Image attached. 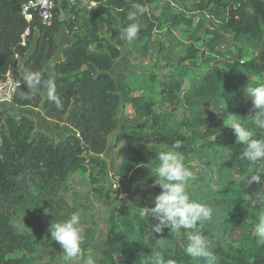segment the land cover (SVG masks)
I'll return each mask as SVG.
<instances>
[{
    "label": "trees",
    "instance_id": "1",
    "mask_svg": "<svg viewBox=\"0 0 264 264\" xmlns=\"http://www.w3.org/2000/svg\"><path fill=\"white\" fill-rule=\"evenodd\" d=\"M155 1L102 0L90 18L63 4L55 11L53 25L47 27L37 13L33 14L31 22L26 20L23 6L28 0H0V79L11 72L23 82L13 103L22 108H42L48 119L66 123L74 130L67 138L56 140L44 132H36V123L31 117L20 115L16 118L6 109L0 110V264H26L15 255L31 247L32 238L21 234L12 224L11 211L32 201L57 200L70 177L87 172L90 166L100 168L104 174L108 166L101 156L107 152L110 136L115 131H121L118 144L128 140L124 143L122 160L113 179L118 192L128 196L133 193L138 180H147V166L152 163L153 156L164 151L162 146L181 152L186 158L194 155L192 148L199 129L207 128L206 138L217 134L224 136L225 127H211V120L204 116L202 108L226 115L246 113L250 99L246 96L247 88L264 84V64L256 60L229 62L222 69L200 67L183 96L186 108L193 114L185 123L190 133L174 138L167 130L165 117H152L155 107L152 100L134 96L132 85L125 76L110 75L128 42L122 28L133 22L126 19L134 11L132 4H140L144 13ZM213 9L223 10L225 14L221 21L213 23L215 29L208 31L212 37L208 46L212 51L224 35H234L237 41L254 42L264 37V0H199L197 10L200 13ZM65 13L71 14L72 18L63 20ZM117 13L123 14L119 28L115 27ZM104 26L111 34L110 40L101 33ZM148 26L139 44L151 38L153 26ZM63 28L72 35L73 43L63 50V59L55 62L52 78L46 63L55 60L60 52L57 38ZM28 29L27 46L23 47L22 36ZM197 53L195 50L194 54ZM26 56L24 68L32 77L31 83L17 69L18 61ZM183 80L181 74L175 81V88L167 92L170 101H175V91L185 87ZM124 103L130 105L135 117L125 116L124 123L119 125ZM258 131L259 138L264 137V130ZM130 137L135 141L129 140ZM137 142L149 144V150ZM223 143H227L230 152L229 161L224 164L235 167L240 176L253 165L264 172V164H253L241 158L243 145L228 140ZM176 145L178 147H174ZM261 178L264 181V173ZM155 179L157 176L148 180L147 185H153ZM217 200L227 206L223 215L225 235L232 236L243 230L249 217L242 205L243 192L234 183H228L218 191ZM157 222L150 213L144 215L132 204L121 203L108 222L101 264H118L117 256L120 255L152 264V254L156 252L175 264H205L203 258H193L186 251L174 252L163 247L171 230L165 228L163 233L152 236L153 223ZM180 231L187 241L186 233L190 230ZM51 242L54 249L51 257L55 259L61 250L54 240ZM253 250L247 242L231 253L221 247L214 253L218 264H264L261 250L255 253Z\"/></svg>",
    "mask_w": 264,
    "mask_h": 264
},
{
    "label": "rangeland",
    "instance_id": "2",
    "mask_svg": "<svg viewBox=\"0 0 264 264\" xmlns=\"http://www.w3.org/2000/svg\"><path fill=\"white\" fill-rule=\"evenodd\" d=\"M101 1L99 0L98 5L92 11L85 9L84 6L74 8L80 10L81 15L90 18L97 11ZM198 2L199 0H156L144 13L138 14L135 22L140 25V30L135 39L128 40L123 48L122 57L115 63L110 73L112 77L125 76L132 85L134 96H142L155 103L152 117H165L167 130L174 138L187 136L190 133L185 123L191 119L193 114L186 108L183 96L185 89L188 90L196 78L197 69L200 67L222 69L226 63L235 61L256 60L264 64V37L254 42L247 39L237 41L234 35H224L216 50L212 51L208 46L212 38L208 31L215 29L213 23L221 21L225 13L223 10L216 9L200 13L197 10ZM122 17V13L116 14V28L121 27ZM70 18L72 15L69 13L62 15L65 21ZM149 24L153 26L151 38L139 44L142 33L149 27ZM101 33L104 38L110 40L111 34L107 26L102 28ZM57 43L60 47L58 56L52 62L46 63V70L52 78H54L55 62L62 59L63 50L73 43V37L66 28L62 29ZM195 50L198 51L196 55ZM27 57L20 59L17 63V69L23 78L30 76L24 68ZM181 74L186 84L182 91H175V101L172 102L167 92L175 88V81ZM12 105L13 107L7 110L8 113L16 118L20 115H27L34 119L36 132H44L56 140H63L74 133V130L66 123L48 119L42 108L24 110L14 107V103ZM201 111L206 118L211 120V127L219 125L225 127L223 137L222 134H217L212 138H206V127L196 131L198 138L192 148L194 155L184 157L186 166L193 172L188 180L189 194L193 199L214 210L213 219L203 224L202 232L210 241V250L213 252L221 247L231 253L248 242L254 249L253 253L261 250L264 256V244H258V238L253 231L258 217L264 214L262 173L260 174L261 183L255 181L250 183L251 177L260 172L256 165L247 168L245 174L240 176L235 167L229 166L228 163L224 164V161H229L230 152L227 149V143L221 144V142L223 140L236 142L233 130L228 127L232 116L211 108H202ZM257 111L254 110L253 103L249 99L248 111L237 114L240 116L237 119L242 125L254 131V138H259L260 135L253 125L252 116H255ZM125 116L129 119L135 117L133 109L126 103L119 114V125L124 123ZM120 132L118 129L110 136L109 148L101 156L108 166L104 174L101 173L100 168L90 166L87 172H80L70 177L57 200L32 201L11 211V220L15 228L21 234L32 238L31 247L16 253L17 258L22 259L26 264H68L63 260L61 248L57 258L51 257L54 249L51 246L49 229L52 222L63 221L73 212H79L82 217L84 239L81 245L83 256L78 264H84L89 256L96 258V264H101L103 252L106 249L108 222L119 205L128 202L139 212H141L140 208L155 206L154 197L161 192V189L155 183L148 186L147 182L156 176L155 172L151 174L150 168L158 166L157 156H153L152 163L147 166L149 169L147 180H138L131 195L126 196L118 192L113 175L121 163L122 149L128 140L118 144L117 139ZM129 140L135 141L133 137ZM137 143L149 150V144ZM210 143L213 144L212 147ZM161 149L167 150L168 148L162 146ZM228 183H234L237 189L243 192L242 205L249 214L243 230L235 232L232 236L231 234L225 235L223 229V215L227 206L217 200L218 191ZM46 209L49 210L47 214ZM23 219L26 227L18 226ZM186 243L187 241L181 236V231L173 230L163 247L169 251L184 252ZM117 262L118 264H143L142 261L123 255L117 256Z\"/></svg>",
    "mask_w": 264,
    "mask_h": 264
},
{
    "label": "clouds",
    "instance_id": "3",
    "mask_svg": "<svg viewBox=\"0 0 264 264\" xmlns=\"http://www.w3.org/2000/svg\"><path fill=\"white\" fill-rule=\"evenodd\" d=\"M132 9L134 11L130 12L126 19L133 22L128 23L123 30V34L129 41L136 38L140 25L134 21L137 15L144 11L138 3H133ZM25 80L31 83L32 77L26 76ZM246 96L251 99L254 110H258L255 116H252L254 127L264 130V84L247 88ZM230 115L232 119L228 122V127L233 130L237 144L244 146L240 154L241 158L253 164L257 162L264 164V137L254 138V131L242 125L237 119L240 116L231 113ZM156 160L159 162L158 166L150 168V171L151 174L156 173L158 181L155 179V184L160 187L161 192L154 197V207L140 208L142 214L150 213L152 219L155 218L158 221L153 223L150 234L154 236V233H163L165 228L170 229L171 232L180 229L190 230L186 233V253L193 258H203L205 264H218L217 256L210 250L211 243L201 230L205 222L213 219L214 210L193 199L189 194L188 180L193 172L186 166L183 154L167 149L157 153ZM261 173L264 172H258L252 176L250 183L253 181L261 183ZM45 211L47 214L49 210ZM18 226L26 227L24 219L18 223ZM253 231L258 238V244H264V214L258 217ZM49 232L50 238L60 246L63 260L68 264H78L83 256L81 245L84 237L81 214L73 212L63 221L52 222ZM84 264H96V258L89 256ZM152 264H175V261L165 260L162 253L156 252L152 254Z\"/></svg>",
    "mask_w": 264,
    "mask_h": 264
},
{
    "label": "built area",
    "instance_id": "4",
    "mask_svg": "<svg viewBox=\"0 0 264 264\" xmlns=\"http://www.w3.org/2000/svg\"><path fill=\"white\" fill-rule=\"evenodd\" d=\"M99 0H28L23 6V15L28 22L33 20V14L37 13L43 25L50 27L54 22V15L57 8L63 4L71 7L84 6L87 10H94ZM30 35L29 29L22 36V46H27V38ZM23 86V82L15 78L9 72L4 79H0V108L13 104L16 93ZM2 110V109H0Z\"/></svg>",
    "mask_w": 264,
    "mask_h": 264
},
{
    "label": "crops",
    "instance_id": "5",
    "mask_svg": "<svg viewBox=\"0 0 264 264\" xmlns=\"http://www.w3.org/2000/svg\"><path fill=\"white\" fill-rule=\"evenodd\" d=\"M62 59H63V57H62ZM61 59V60H62ZM60 61V60H59ZM10 107H13V105L11 104V105H8V106H6V107H2V108H0V109H6V110H9V109H11ZM14 107H17V108H19V109H24V110H28L29 108H22V107H18V106H14ZM30 109H32V108H30Z\"/></svg>",
    "mask_w": 264,
    "mask_h": 264
}]
</instances>
